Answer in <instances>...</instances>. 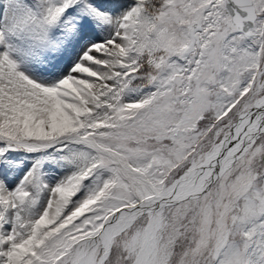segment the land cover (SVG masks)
I'll return each instance as SVG.
<instances>
[{
  "label": "snow or ice",
  "instance_id": "obj_1",
  "mask_svg": "<svg viewBox=\"0 0 264 264\" xmlns=\"http://www.w3.org/2000/svg\"><path fill=\"white\" fill-rule=\"evenodd\" d=\"M0 264H264V0H0Z\"/></svg>",
  "mask_w": 264,
  "mask_h": 264
}]
</instances>
